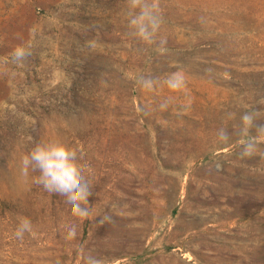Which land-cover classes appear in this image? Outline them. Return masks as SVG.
Segmentation results:
<instances>
[{
	"label": "rangeland",
	"instance_id": "374dc122",
	"mask_svg": "<svg viewBox=\"0 0 264 264\" xmlns=\"http://www.w3.org/2000/svg\"><path fill=\"white\" fill-rule=\"evenodd\" d=\"M158 4L146 44L127 0H0V264H264V158L239 155L240 115L264 121V0ZM49 140L82 153L87 218L23 170Z\"/></svg>",
	"mask_w": 264,
	"mask_h": 264
},
{
	"label": "clouds",
	"instance_id": "9594fccd",
	"mask_svg": "<svg viewBox=\"0 0 264 264\" xmlns=\"http://www.w3.org/2000/svg\"><path fill=\"white\" fill-rule=\"evenodd\" d=\"M128 28L130 33L146 44H152L162 23L161 10L158 0H127ZM92 42H89L91 44ZM166 41L161 40L163 46ZM14 63H22L31 55L24 47H17L12 52ZM141 87L151 90L154 81L151 78L141 77ZM169 89L179 90L185 85L181 73H172L165 81ZM166 107V105H161ZM228 118H234L233 113L227 114ZM240 135L245 136L247 132L255 130L256 135H246L239 147V155L252 157L259 155L264 158V121L260 119L258 112L246 111L239 117ZM219 143L228 144L231 136L224 129L217 131ZM82 153L77 148L71 147L61 140H49L36 143L35 146L23 156L22 167L26 172L31 169L39 173L35 182L50 193H55L65 198V202L71 206L73 216L87 218L90 215L88 207L89 198L93 195L92 185L85 173L87 165L81 163ZM31 222L26 218L16 231V236L22 238L26 230L30 229ZM75 229L70 231L74 237ZM83 264H103V261L91 253L83 257Z\"/></svg>",
	"mask_w": 264,
	"mask_h": 264
}]
</instances>
